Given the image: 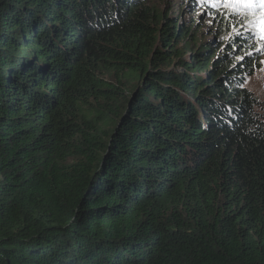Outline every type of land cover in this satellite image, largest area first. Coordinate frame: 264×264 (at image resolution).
Instances as JSON below:
<instances>
[{"label":"trees","instance_id":"16d2710c","mask_svg":"<svg viewBox=\"0 0 264 264\" xmlns=\"http://www.w3.org/2000/svg\"><path fill=\"white\" fill-rule=\"evenodd\" d=\"M169 1L0 0V264H264L260 12Z\"/></svg>","mask_w":264,"mask_h":264},{"label":"rangeland","instance_id":"374dc122","mask_svg":"<svg viewBox=\"0 0 264 264\" xmlns=\"http://www.w3.org/2000/svg\"><path fill=\"white\" fill-rule=\"evenodd\" d=\"M168 7L170 15L179 17V26L184 27L189 23L192 24V31L198 32L200 40H214L216 42H223V37L217 33V13H213L214 10L210 8L208 1L206 0H170L167 4L162 3V9L166 10ZM239 12H246L245 9L239 10ZM259 17L254 21H257L255 27L256 32L259 33L260 40L258 41L259 47L262 49V56L260 59V67L256 73L248 80V87L254 92L261 103L264 105V15L256 14ZM112 73V72H110ZM110 80H114L110 75L107 77ZM118 83V82H116ZM119 84V83H118ZM128 89H122L125 92ZM126 93V92H125ZM119 108L120 105H119ZM111 113H107L104 118L110 117ZM103 123V122H101ZM100 136V135H99ZM101 138V136H100ZM95 148V146H93Z\"/></svg>","mask_w":264,"mask_h":264},{"label":"snow or ice","instance_id":"6c2138e0","mask_svg":"<svg viewBox=\"0 0 264 264\" xmlns=\"http://www.w3.org/2000/svg\"><path fill=\"white\" fill-rule=\"evenodd\" d=\"M225 5L235 10H240L241 8L254 9L257 5L264 7V0H225Z\"/></svg>","mask_w":264,"mask_h":264}]
</instances>
